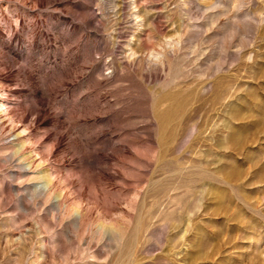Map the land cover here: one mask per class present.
I'll return each instance as SVG.
<instances>
[{"label":"rangeland","instance_id":"374dc122","mask_svg":"<svg viewBox=\"0 0 264 264\" xmlns=\"http://www.w3.org/2000/svg\"><path fill=\"white\" fill-rule=\"evenodd\" d=\"M0 264H264V0H0Z\"/></svg>","mask_w":264,"mask_h":264}]
</instances>
